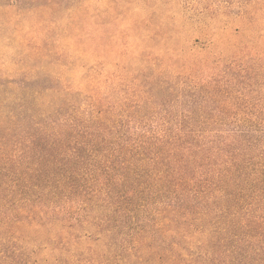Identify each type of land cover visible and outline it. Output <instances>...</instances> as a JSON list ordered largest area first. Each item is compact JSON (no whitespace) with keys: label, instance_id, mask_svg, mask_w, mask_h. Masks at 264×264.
<instances>
[{"label":"trees","instance_id":"obj_1","mask_svg":"<svg viewBox=\"0 0 264 264\" xmlns=\"http://www.w3.org/2000/svg\"><path fill=\"white\" fill-rule=\"evenodd\" d=\"M76 12L73 38L102 50L86 23L103 10ZM230 57L224 74L247 78ZM96 64L84 107L55 85L45 110L35 77L0 80V264H264V106L186 103L190 82L209 97L223 81L192 68L158 75L165 99L149 76L119 106Z\"/></svg>","mask_w":264,"mask_h":264},{"label":"rangeland","instance_id":"obj_2","mask_svg":"<svg viewBox=\"0 0 264 264\" xmlns=\"http://www.w3.org/2000/svg\"><path fill=\"white\" fill-rule=\"evenodd\" d=\"M88 8L103 10L99 18L86 19L88 32L103 30L102 50L87 47L85 35L76 40L70 31L76 11ZM161 29L163 35H155ZM234 43L245 49H235ZM230 56L237 58L233 62L237 69L252 66L247 78L234 80L228 71L224 74L234 59ZM98 62L105 96L119 106L131 105V94L138 85L148 88L144 84L149 76L150 89L163 100L158 75L192 78L194 73L198 78L214 74L223 81L213 91L208 89L215 94L209 97L206 91L196 92L202 87L190 82L187 91L199 98L187 96L186 103L264 106V0H0V80L21 84L35 77L34 84L29 82L33 89L46 91L45 106L39 108L47 110L49 101L55 102L50 90L55 85L80 92L77 104L84 107V94L90 89L85 75ZM208 62L217 64L207 68ZM2 89L0 100H6Z\"/></svg>","mask_w":264,"mask_h":264}]
</instances>
